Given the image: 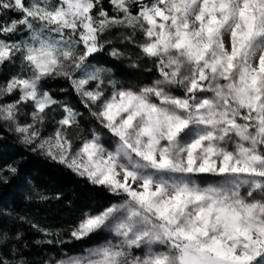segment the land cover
Here are the masks:
<instances>
[{"label":"snow or ice","instance_id":"obj_1","mask_svg":"<svg viewBox=\"0 0 264 264\" xmlns=\"http://www.w3.org/2000/svg\"><path fill=\"white\" fill-rule=\"evenodd\" d=\"M0 132L99 196L44 264H264V0H0Z\"/></svg>","mask_w":264,"mask_h":264},{"label":"trees","instance_id":"obj_2","mask_svg":"<svg viewBox=\"0 0 264 264\" xmlns=\"http://www.w3.org/2000/svg\"><path fill=\"white\" fill-rule=\"evenodd\" d=\"M101 59L110 62V58ZM61 84L66 86L60 80L49 81L46 86L60 88ZM71 99L75 100V97ZM0 136H3V140H0V164L12 163L19 170L17 176L10 177L7 184H0V211L4 213L0 217V229L9 236L13 232L22 234L24 243L29 244L25 251L30 253L32 264H44L45 260L58 255L56 249L49 245H36L34 241L43 237L20 217L43 227L59 228L66 226L73 213L81 207L89 203L93 206L99 204V196L90 192L89 186L71 173L60 170L25 149L16 137L7 132H0ZM57 190H62V195L70 199L62 204L56 200L39 201L36 197L37 192L52 196ZM68 250L65 248V251Z\"/></svg>","mask_w":264,"mask_h":264},{"label":"rangeland","instance_id":"obj_3","mask_svg":"<svg viewBox=\"0 0 264 264\" xmlns=\"http://www.w3.org/2000/svg\"><path fill=\"white\" fill-rule=\"evenodd\" d=\"M64 86L63 84H61L60 87ZM51 89L54 91V93H56L57 95H60L61 98H64V99H68L67 95L66 94H63V93H59L58 91H56L58 88H55L54 86L51 87Z\"/></svg>","mask_w":264,"mask_h":264}]
</instances>
